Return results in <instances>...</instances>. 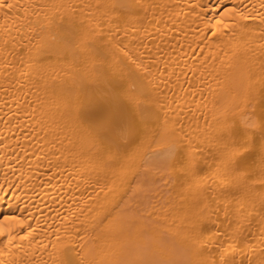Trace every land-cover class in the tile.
Wrapping results in <instances>:
<instances>
[{
  "label": "bare ground",
  "instance_id": "1",
  "mask_svg": "<svg viewBox=\"0 0 264 264\" xmlns=\"http://www.w3.org/2000/svg\"><path fill=\"white\" fill-rule=\"evenodd\" d=\"M0 264H264V0H0Z\"/></svg>",
  "mask_w": 264,
  "mask_h": 264
}]
</instances>
